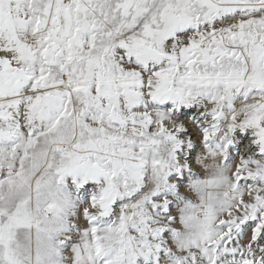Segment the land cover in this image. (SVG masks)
Segmentation results:
<instances>
[{
	"label": "snow or ice",
	"instance_id": "snow-or-ice-1",
	"mask_svg": "<svg viewBox=\"0 0 264 264\" xmlns=\"http://www.w3.org/2000/svg\"><path fill=\"white\" fill-rule=\"evenodd\" d=\"M0 264H264V0H0Z\"/></svg>",
	"mask_w": 264,
	"mask_h": 264
}]
</instances>
